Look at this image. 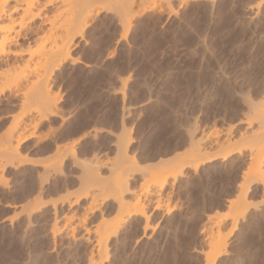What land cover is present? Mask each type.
Segmentation results:
<instances>
[{
    "label": "rangeland",
    "instance_id": "374dc122",
    "mask_svg": "<svg viewBox=\"0 0 264 264\" xmlns=\"http://www.w3.org/2000/svg\"><path fill=\"white\" fill-rule=\"evenodd\" d=\"M134 2L89 8L41 96L38 67L15 77L56 51L75 2L0 62V264H205L213 241L214 264H264V160L244 202L240 188L258 159L264 0ZM195 148L207 161L179 174Z\"/></svg>",
    "mask_w": 264,
    "mask_h": 264
},
{
    "label": "bare ground",
    "instance_id": "6f19581e",
    "mask_svg": "<svg viewBox=\"0 0 264 264\" xmlns=\"http://www.w3.org/2000/svg\"><path fill=\"white\" fill-rule=\"evenodd\" d=\"M77 5L78 12H75L74 18L70 22L64 23H57V19L60 16L61 13V6L67 5H73L74 2ZM71 2V4H69ZM134 0H0V62L3 65H7V63L10 61L6 59V57H13L15 58L13 63L17 62V58H20L23 56V49L24 44L20 41L30 42L35 40L36 38L38 42L39 39H42V41H46L51 37L54 30L58 28L57 26H60L61 29V35H60V41L58 42V47L56 51H53L51 53H43L42 59L41 55L39 56V59H35L31 56L34 52H29V58L26 57L27 60H23L24 66L19 71V75L16 77H19V79L15 77L16 82L21 83L20 81L28 80L30 76V72L33 70H37L38 67V75L39 77L36 78V94L37 96H41L43 91L47 87V81L52 76L53 72L58 68L61 62L68 56L69 49L67 48L68 43L70 40H72L76 36H80L84 25L86 24V19H88V11L89 8L93 5L97 8L99 7V10H103L106 12L108 8L111 7V9H119V12L122 11V13L126 14L125 11L128 13L131 11V7ZM135 3V2H134ZM71 5V6H72ZM117 5V7H116ZM109 6V7H108ZM115 6V8H114ZM61 7V9H60ZM76 7V6H74ZM94 7V6H93ZM108 7V8H107ZM53 9V10H50ZM129 11H128V10ZM118 10V9H117ZM111 11V10H110ZM122 14V15H124ZM57 27V28H56ZM48 38V39H47ZM31 40V41H30ZM26 43V44H27ZM29 45V43H28ZM26 45L25 47H27ZM29 48V47H28ZM29 51V49H28ZM27 51V52H28ZM25 53V52H24ZM26 54V55H28ZM35 54V53H34ZM33 55V54H32ZM45 55V56H44ZM44 58V59H43ZM35 59V62L32 60ZM37 61V62H36ZM36 65V66H35ZM42 68V69H41ZM42 71H41V70ZM40 70V71H39ZM45 71V75H42V72ZM41 72V73H39ZM0 76L3 74L0 72ZM39 78V79H38ZM34 82V83H35ZM14 98V97H13ZM16 98V97H15ZM253 119L256 121L258 130H256V135L254 137V141L250 143V149H254L256 152V156H258L257 166L256 168H252L249 166L247 169V173L245 176V179L243 178V181L240 186L241 188V199L244 202L246 193L249 191L250 186L253 183L260 182V177L262 175L261 165L264 160V111H256L254 112ZM199 151L198 148H195L194 150H191L188 157L184 160L178 161V167L179 174H181V170L184 167L196 169L199 165H202L204 161H207V158H204L202 160L196 159V153ZM230 151L226 153L225 155H230ZM198 154V153H197ZM256 156L252 157V164L255 161ZM27 163V162H26ZM176 175L173 174V179H175ZM164 181L159 182L158 184L154 185L156 189L148 190V195H157L159 194L163 188H164ZM264 202H260L259 204H263ZM258 205V204H256ZM37 207V206H36ZM39 208V207H38ZM257 208V207H256ZM39 210V209H37ZM34 211V210H33ZM38 212V211H37ZM128 212V211H127ZM129 213V214H128ZM127 214L132 216H144L143 212V205L139 202H136L132 209L129 210ZM118 226L115 225V227L111 230V235H115L118 231ZM229 234H232L230 232ZM228 234V235H229ZM212 245L210 246L209 251L205 253L204 261L205 264H214L215 260V251L217 250L218 242L213 241ZM101 245H99L100 247ZM101 248V247H100ZM218 254V253H217ZM219 254H222L221 251ZM89 260L91 262H94V256L90 254ZM96 264V261L94 262ZM98 264V263H97Z\"/></svg>",
    "mask_w": 264,
    "mask_h": 264
}]
</instances>
